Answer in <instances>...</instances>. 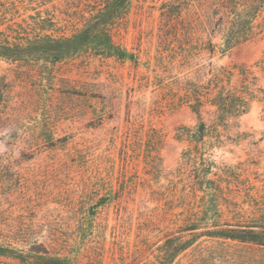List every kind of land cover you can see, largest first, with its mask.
<instances>
[{
    "label": "rangeland",
    "instance_id": "obj_1",
    "mask_svg": "<svg viewBox=\"0 0 264 264\" xmlns=\"http://www.w3.org/2000/svg\"><path fill=\"white\" fill-rule=\"evenodd\" d=\"M106 1L0 0V36H69ZM231 18L217 0H131L108 26L126 58H0V243L15 251L0 264H30L17 255L31 248L160 264L173 236L197 238L169 264H264V246L213 236L203 218V156L221 223L264 210V4L251 31ZM233 27L251 37L223 51ZM220 85L250 93L249 110L221 117ZM197 108L198 145L181 131Z\"/></svg>",
    "mask_w": 264,
    "mask_h": 264
},
{
    "label": "trees",
    "instance_id": "obj_2",
    "mask_svg": "<svg viewBox=\"0 0 264 264\" xmlns=\"http://www.w3.org/2000/svg\"><path fill=\"white\" fill-rule=\"evenodd\" d=\"M130 2L131 0H107L104 8L96 13L84 28L69 36L52 37L51 35L33 36L29 34L19 40L12 41L8 37L0 36V58L19 61L33 54H39L47 55L51 61L58 62L87 51H94L97 55L126 58L128 51L115 43L108 26H110L111 21L127 10ZM217 2L223 8V17L232 15V22L237 25L243 22L248 23L249 31L252 30V21L259 10V6L264 4V0H217ZM238 30V27H233L232 33L224 36L223 51L250 39V33L240 35ZM251 101L252 95L250 93L234 92L226 89L223 85L219 86L218 92L213 98L214 104L222 112L220 116L224 119L229 112H235L237 115L246 113L250 108ZM196 110L199 114L198 123L194 127L182 126L181 131L191 137L198 145V142L203 140L208 125L201 117L199 108ZM208 161L209 159L202 157V172L199 178L202 186L211 192L210 202L205 205L203 215V218L212 220L211 222L216 226L211 233L213 236L225 239L264 246V210L257 220L252 219L247 223H221L217 196L216 193H213L215 180L209 177L213 162ZM194 228L191 227L190 229ZM196 238L194 236L182 241L181 237H169L163 246L160 264L172 262L177 254L189 247ZM12 252H15L14 249L0 243V254H13ZM17 256L30 264H76L65 257L51 255L46 248L23 250Z\"/></svg>",
    "mask_w": 264,
    "mask_h": 264
}]
</instances>
